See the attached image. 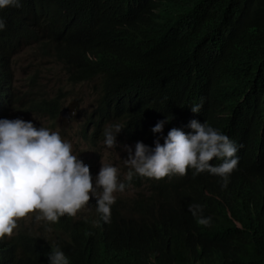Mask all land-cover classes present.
I'll return each mask as SVG.
<instances>
[{"label": "trees", "instance_id": "trees-1", "mask_svg": "<svg viewBox=\"0 0 264 264\" xmlns=\"http://www.w3.org/2000/svg\"><path fill=\"white\" fill-rule=\"evenodd\" d=\"M0 18V94L10 85V106L8 60L27 41L46 45L71 84L96 82L91 139L120 122L127 140L152 145L150 128L166 116L163 135L207 120L238 148L226 187L186 170L147 179L151 194L132 207L117 200L110 223L62 220L56 246L69 264H264V0H21ZM59 102L35 111L56 117ZM50 249L20 233L0 243V264H47Z\"/></svg>", "mask_w": 264, "mask_h": 264}, {"label": "clouds", "instance_id": "clouds-1", "mask_svg": "<svg viewBox=\"0 0 264 264\" xmlns=\"http://www.w3.org/2000/svg\"><path fill=\"white\" fill-rule=\"evenodd\" d=\"M8 6L20 7L21 0H0V9ZM5 27L4 19L0 18V31ZM24 43L27 41L20 43L9 57V80L18 49ZM40 51L49 54L46 45ZM6 88L0 94V243L20 233L42 238L52 248L47 254V264H69L65 251L56 246L58 236L65 237L62 234V220H89L93 222V226H99L101 221L110 223L112 207L117 200L132 207L139 199V192L151 194L147 179L166 180L170 179L167 176L174 174L183 176L186 170H191L192 176L204 171L215 175L220 178V186L223 188L227 186L229 176L238 162L235 155L238 148L227 136L228 132H221L207 120L201 123L197 119H191L186 125L190 131L172 127L163 135L164 125L170 120L165 116L150 128L153 134H159L154 136L152 145L140 140L134 143L127 140L121 131L125 126L120 122H107V126H103L94 140L91 139L94 130L90 128L91 132L87 133L85 130L83 137L92 145H95V141H100L111 149L121 141V148L127 154L123 163L128 170L123 180L120 178V169L107 163H101L93 176L89 166L79 158V154L73 152L71 142L62 138L58 131L41 124L37 127L31 120L11 119L21 97L14 92V99L18 101L15 106H10V85ZM12 88L14 91L13 86ZM41 102L42 100L33 101L29 108L52 121L66 115V110L61 109L62 102H59L56 117L35 111ZM202 104L201 100L200 103L191 105V112L199 113ZM97 119L96 114L95 122ZM161 139L163 143L160 142ZM214 159L221 163H209ZM129 187L139 191L128 200H123L121 196L116 198L114 193H122ZM85 206L93 209L77 216V211ZM188 210L198 224L209 225L211 218L203 216L202 205L189 204ZM29 213H35L34 219L43 221L42 225L39 228L26 224L17 227L18 219Z\"/></svg>", "mask_w": 264, "mask_h": 264}, {"label": "rangeland", "instance_id": "rangeland-1", "mask_svg": "<svg viewBox=\"0 0 264 264\" xmlns=\"http://www.w3.org/2000/svg\"><path fill=\"white\" fill-rule=\"evenodd\" d=\"M36 43H24L18 49L11 72V82L14 92L21 97L18 107L13 112L12 118L31 120L37 127L40 124L50 130L58 131L62 138L69 140L74 153L89 166L90 174L95 175L101 163L113 164L120 169V178L123 180L127 167L123 163L126 152L122 150L121 141L114 148H107L103 142L95 141V145L84 139V132H91L92 117L96 107L97 87L94 82L73 85L64 75V68L55 61V56L50 52L43 54ZM58 97L61 109L66 110L65 116L58 117L54 121L42 117L33 112L29 107L33 101L53 99ZM12 113V111H11ZM126 183V181H125ZM139 190L133 187L125 189L122 193H114L130 199ZM93 207H83L76 215L87 214ZM35 213H29L19 218L17 227L26 224L39 228L43 221L34 219Z\"/></svg>", "mask_w": 264, "mask_h": 264}]
</instances>
